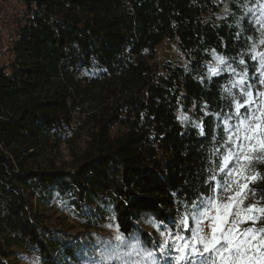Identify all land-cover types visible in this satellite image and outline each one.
Returning a JSON list of instances; mask_svg holds the SVG:
<instances>
[{"label": "trees", "instance_id": "16d2710c", "mask_svg": "<svg viewBox=\"0 0 264 264\" xmlns=\"http://www.w3.org/2000/svg\"><path fill=\"white\" fill-rule=\"evenodd\" d=\"M16 1L0 64V264H83L107 224L155 246L147 221L177 224L223 178L233 98L248 88L238 75L264 92V0ZM165 42L186 65L158 60ZM216 56L235 71L212 74ZM241 166V207L264 206V159Z\"/></svg>", "mask_w": 264, "mask_h": 264}, {"label": "snow or ice", "instance_id": "6c2138e0", "mask_svg": "<svg viewBox=\"0 0 264 264\" xmlns=\"http://www.w3.org/2000/svg\"><path fill=\"white\" fill-rule=\"evenodd\" d=\"M260 42L264 44V39ZM216 59L219 63L225 60L219 56ZM253 59L257 57L253 56ZM240 63L243 64L244 60L241 59ZM259 64L260 83L264 85V53L259 54ZM217 71L218 68H210L212 73ZM243 76H247V69ZM240 83H244L243 78ZM241 93L243 103L233 98L236 123L225 128L228 133L223 145L225 151L220 154L222 159L217 165V172L223 173V178L217 179L216 174L210 176V181H215V186L210 185L213 194L193 201L191 208L175 224V232L167 226L160 232L163 239L158 249L161 253L166 250L169 254L177 253L175 264H264V206L257 207L255 203H249L246 208L241 207L246 198L242 188H247V184L241 186L238 179L244 171L241 161L250 163L254 157L264 159V99L256 98L264 97V92L258 91L254 97L251 85H248L247 90L241 89ZM242 108L243 113L240 111ZM216 152L219 153V149ZM247 179H255V176L245 177ZM234 185L237 191L233 195H224L233 192ZM189 219L193 222L191 227ZM249 220L253 225L261 222V226L239 227ZM155 226L158 230L161 227L159 224ZM205 227L209 229L208 232L204 231ZM182 232H190V235L185 236ZM114 239L116 248L128 247L136 254L144 251L138 240L128 243V238L118 228ZM145 254L154 257L151 251ZM101 255L105 261L121 259L118 254L105 257L101 252ZM152 264H156L155 259Z\"/></svg>", "mask_w": 264, "mask_h": 264}, {"label": "rangeland", "instance_id": "374dc122", "mask_svg": "<svg viewBox=\"0 0 264 264\" xmlns=\"http://www.w3.org/2000/svg\"><path fill=\"white\" fill-rule=\"evenodd\" d=\"M24 11L25 9L22 4L15 2V0H0V64H2L4 60H9V56L11 57V55L4 57L1 54V49L3 46L7 45L6 37H12L13 32L14 30H16L17 27L16 22L17 20H21L23 18ZM256 14L258 20L260 22H263L264 3L261 5V7L257 9ZM262 53H264V44L261 43L256 46L255 55H257V57L259 58V54ZM157 56L159 61L171 60L174 63L186 65L184 56L180 52H178L174 44L169 42H165L161 47H159ZM216 57L215 61L211 64V68H218V71L212 74H219L221 72H224L225 70L231 71V67L225 66L224 63H219ZM180 117L182 120L185 119V115L183 113L180 114ZM59 152L60 158H64V160L72 159V152L71 150L69 151L66 144H63L60 147ZM52 204H56V206L58 207L57 199L54 200ZM59 211L61 210H58V212ZM156 224L161 225L159 230L155 226ZM175 224L176 223L168 225L167 228H170L173 230V232H175ZM192 225L193 222L191 221V219H189V226L191 227ZM164 226L165 225L161 223L153 224L150 221H147V223L144 225V230L149 234H152L156 238L155 241L157 242V244L152 247H148L144 243H142L138 236L126 237L128 238V243L130 244L136 243L137 240L139 241L140 248L144 251H141L140 254H136L135 252H131L128 247H115L117 242L115 241L114 237L117 234V227L112 224H107L101 228L97 235L94 234L93 244H89V249L91 250V253L85 254V257L83 258V264H124V262H127V264H152L153 259L156 260V264H175V256L177 255V253L173 252L169 254L167 250L164 253H161L158 249V245L163 239L160 235V232L164 231ZM239 227L243 229L240 225ZM204 231L208 232L209 229L205 227ZM182 234L185 236H189L190 232H182ZM169 243L171 244V240H169ZM147 251L153 252L154 257H147L145 254ZM101 252L104 253L105 257L109 255L118 254L120 255L121 259L105 261L101 255ZM24 260L26 262L23 264H35V260H32L29 256H24Z\"/></svg>", "mask_w": 264, "mask_h": 264}, {"label": "built area", "instance_id": "2783aa9c", "mask_svg": "<svg viewBox=\"0 0 264 264\" xmlns=\"http://www.w3.org/2000/svg\"><path fill=\"white\" fill-rule=\"evenodd\" d=\"M15 2L19 3V2L16 1V0H15ZM6 39H7V45L3 46L2 49H1V52H2L1 54H2L4 57L10 55V53H11V48H12V46H13V41H14V39H13L12 37H10V36H7ZM242 78H243V80H244L243 85H245V86L251 85V89H253V88L258 89V88L260 87L258 84H254V83H252L251 81L246 80V79L243 77V75H241V74L238 75L237 80L240 82Z\"/></svg>", "mask_w": 264, "mask_h": 264}]
</instances>
